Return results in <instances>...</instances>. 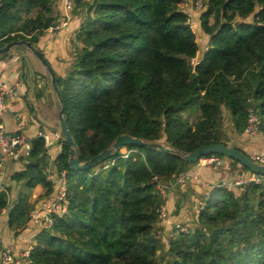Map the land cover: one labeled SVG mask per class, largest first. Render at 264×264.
<instances>
[{"label": "trees", "instance_id": "obj_1", "mask_svg": "<svg viewBox=\"0 0 264 264\" xmlns=\"http://www.w3.org/2000/svg\"><path fill=\"white\" fill-rule=\"evenodd\" d=\"M56 1L0 0V48L15 41L37 48L61 22ZM184 1L74 0L70 12L81 17L75 64L57 79L81 162L121 135L189 153L214 143L230 146L231 136L245 133L252 107L264 138V0H202V9L193 0L196 33ZM197 33L207 49L193 66L201 47ZM68 160L62 141L54 172H67L68 211L53 214L51 228L40 227L33 264H264V188L251 185L241 194L217 188L199 209L195 228L158 239L157 208L164 201L154 177L171 185L197 164L138 146L86 171L71 170ZM21 161L24 169L12 176L20 188L12 206L11 188L0 181V215L9 208L15 232L30 222L38 187L46 190L42 203L54 194L44 139L34 138Z\"/></svg>", "mask_w": 264, "mask_h": 264}, {"label": "crops", "instance_id": "obj_2", "mask_svg": "<svg viewBox=\"0 0 264 264\" xmlns=\"http://www.w3.org/2000/svg\"><path fill=\"white\" fill-rule=\"evenodd\" d=\"M190 11V10H189ZM54 16L59 21L66 22L65 28L57 36L49 30L40 37L37 48L44 54L46 60L51 65L56 76L65 78L73 70L75 64L74 40L81 24V17L72 14L65 8L64 0H58L53 7ZM186 12H188L186 10ZM189 14L192 16L193 12ZM192 17H195L194 14ZM195 19V18H194ZM196 20V19H195ZM200 51L196 60L207 45L203 44L201 36ZM33 57H35L25 46L13 49L11 52L0 56V81L8 86H15L17 96L9 98L5 107H0V130L7 133H17L20 126L23 125L24 133L30 138H36L39 132H45L52 145L47 150L49 160L56 161L62 152V139H57L56 134L60 132L59 124V102L51 85L50 77L44 66L38 61L36 66ZM34 106L38 115L34 114L31 107ZM232 127V126H231ZM232 144L243 149L248 153L258 154L264 158V138L256 136L250 138L247 134L242 136H231ZM22 156L9 158L3 163V169L0 173V181L6 187H10L9 194L10 206L17 199L20 189L12 181V176L24 169ZM189 174L199 172V180L189 178L182 183L176 184L168 191L165 201L171 214L168 222L162 227V238L170 236L173 232L174 224L185 222L188 219V204L197 209L190 214L193 224H197L199 209L203 208L213 192L218 188L219 183L224 179L235 176L239 169H234L230 160H224V165L218 170H200L195 166L189 170ZM176 183V182H175ZM173 183V184H175ZM46 190L38 187L32 194V203L35 207L31 212L37 210L41 204V196ZM185 198L189 202H185ZM8 209H5L0 215V249L11 248L15 252H21L27 249H33L37 244V238L41 231L40 226L30 217V222L23 229L15 232L8 225ZM190 223V224H192ZM189 224V225H190ZM0 264H4L0 259Z\"/></svg>", "mask_w": 264, "mask_h": 264}, {"label": "built area", "instance_id": "obj_3", "mask_svg": "<svg viewBox=\"0 0 264 264\" xmlns=\"http://www.w3.org/2000/svg\"><path fill=\"white\" fill-rule=\"evenodd\" d=\"M65 8L67 10H72L74 8V0H64ZM203 1L199 0L196 3L198 9L203 8ZM65 23L61 21L57 25L49 28L48 30L54 34H60L65 28ZM187 24L196 33L198 27V22L190 14H188ZM195 29V30H194ZM47 30V31H48ZM198 60L192 59L191 64L196 66ZM15 86H8L5 82L0 81V107L3 109L5 107L6 101L9 98L16 97ZM260 120L257 116L256 110L252 107L249 109L248 123L245 134L250 138L256 137L259 134ZM36 138H42L45 141L46 151L52 145V141L49 139L45 132H39ZM57 139H62L63 137L60 132L56 134ZM34 139V138H33ZM32 138L24 133L23 125L20 126V131L17 133H7L3 129L0 130V173L3 169V163L9 158H16L20 154L24 153L29 155L32 150ZM129 152L125 153L124 157H127ZM253 160L258 163H264V158L258 155L251 156ZM225 158L218 155H211L203 157L197 166L201 170H218L224 165ZM45 173L47 180L53 184L54 194L53 198L49 201H45L41 206L31 212L30 217L41 227L49 229L53 226V214H65L68 211V201H67V172L63 171L60 174L54 172V161L49 160L48 165L45 168ZM199 172H193L191 174L186 173L181 176L175 184H166L154 177V182L156 184V191L161 196L164 203L157 208L158 217V228L155 232L156 238H161L163 235L162 227L168 222L170 212L165 203L167 199L168 191L171 190L176 184L182 183L183 181L192 178L194 180H199ZM251 185H257L264 188V175L255 174L252 172H246L240 169L239 172L229 179L222 180L218 188H224L230 192H238L239 194L245 193ZM173 235L178 236L182 233H189V228L181 223L174 224ZM32 249L23 250L21 252H15L11 248L0 249V259L4 264H33L31 259Z\"/></svg>", "mask_w": 264, "mask_h": 264}, {"label": "water", "instance_id": "obj_4", "mask_svg": "<svg viewBox=\"0 0 264 264\" xmlns=\"http://www.w3.org/2000/svg\"><path fill=\"white\" fill-rule=\"evenodd\" d=\"M25 46L44 66L46 72L48 73L51 81L52 88L59 102V124H60V133L63 137L64 143L69 151V160L68 166L73 171H86L92 168H96L99 164L105 162L108 158H110L113 154L119 151L122 148L128 146H138L145 147L148 149H156L163 153L172 154L177 157L183 159L186 163L194 165L197 164L203 157L218 155L221 157H225L227 159H231L233 161L238 162L241 166L246 168L252 173L264 175V163H258L253 160L252 157L243 153L239 149L225 145L222 143H214L210 145H204L198 148L195 152H184L172 147H168L165 144L158 142H148L139 138L132 137L130 135H121L116 138V140L110 145L109 148L103 150L98 155L94 156L90 160L81 162L78 158L77 154V144L71 134V131L68 127L65 115L66 108L63 103L61 90L58 85L57 76L52 69L49 62L46 60L44 54L36 47H34L31 43H27L25 41H15L12 42L2 48H0V56L5 55L11 52L13 49ZM31 107L34 111V114L38 115V112L31 104Z\"/></svg>", "mask_w": 264, "mask_h": 264}, {"label": "rangeland", "instance_id": "obj_5", "mask_svg": "<svg viewBox=\"0 0 264 264\" xmlns=\"http://www.w3.org/2000/svg\"><path fill=\"white\" fill-rule=\"evenodd\" d=\"M58 1V0H57ZM193 0H185L184 1V3L182 4V8L183 9H185V10H187V11H189L190 9H191V7L193 6ZM195 30V29H194ZM196 32H197V29H196ZM197 41L198 42H201V40H200V37H199V34L197 33ZM33 59H34V62H35V64H36V66H38L39 65V63H38V61H36L37 59L35 58V57H33ZM194 119H196V116L194 117ZM193 119V120H194ZM227 124H228V122H226ZM225 123V128H224V130H225V132H229V130H231V126H229V124L227 125ZM231 144H232V141L230 142ZM123 152H126L125 150L123 151ZM185 202H189V200H187L186 198H185ZM190 203V202H189ZM205 206V205H204ZM203 206V207H204ZM197 209H194V207L191 205V204H188V209H187V217H188V219L187 220H185V222H182V224L184 225V226H186V227H188V228H195L196 226H197V224L195 223V224H193L192 222H193V220L191 219V216L192 215H190V214H192L193 213V215H194V212L196 211ZM190 223H192V224H190ZM190 224V225H189Z\"/></svg>", "mask_w": 264, "mask_h": 264}]
</instances>
